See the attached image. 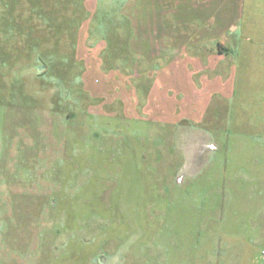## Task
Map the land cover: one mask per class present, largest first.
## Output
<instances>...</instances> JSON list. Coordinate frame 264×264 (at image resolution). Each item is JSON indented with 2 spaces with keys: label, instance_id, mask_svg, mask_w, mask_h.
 <instances>
[{
  "label": "rangeland",
  "instance_id": "rangeland-1",
  "mask_svg": "<svg viewBox=\"0 0 264 264\" xmlns=\"http://www.w3.org/2000/svg\"><path fill=\"white\" fill-rule=\"evenodd\" d=\"M111 3L0 0V264H264V0Z\"/></svg>",
  "mask_w": 264,
  "mask_h": 264
},
{
  "label": "crops",
  "instance_id": "crops-1",
  "mask_svg": "<svg viewBox=\"0 0 264 264\" xmlns=\"http://www.w3.org/2000/svg\"><path fill=\"white\" fill-rule=\"evenodd\" d=\"M191 14L188 13V18H190ZM227 28H230V30H232L234 28V30H236V25L233 23H230V24H228ZM203 33H204L203 28H200L194 32L193 31L189 32V27H188V46L190 45V42H192L195 39V36H202ZM193 51L194 50H192L191 53ZM199 52H201L200 47L197 50H195V53L188 55V66H203L204 65V63H203L204 59L200 56V54H196ZM193 64H196V65H193ZM195 71L200 72L199 69H197ZM188 111H190V109ZM190 113H191V111H190ZM211 144H215V143L211 140ZM252 178H253L255 184L258 185V187L256 188V192H259V195L264 198V173H259L257 175H254ZM258 222L259 223H257L256 225L262 226L263 228L259 231L258 230L254 231V238H256L255 239L256 241H258V243H256V244H261L264 246V217L262 219H259ZM219 242H220V245L218 246V248H219L220 252H222V254L225 258L230 259V258L235 257L233 251L236 248L238 249V251L240 250V247H237V246L239 244L243 243V240H241L240 235L233 234L231 237L223 235V237L219 240ZM251 247H252L251 245L248 246V248L246 249V254L243 255L242 257H246L247 254H249ZM263 260H264V258H263Z\"/></svg>",
  "mask_w": 264,
  "mask_h": 264
},
{
  "label": "trees",
  "instance_id": "trees-1",
  "mask_svg": "<svg viewBox=\"0 0 264 264\" xmlns=\"http://www.w3.org/2000/svg\"><path fill=\"white\" fill-rule=\"evenodd\" d=\"M120 1V4H118V2ZM124 1L127 0H112V3L110 4V6H107L106 4L100 5L97 11V14L99 16H101L103 18L102 20V26H98L102 31H105V33L107 32L106 30L110 29V27H112V29L118 28V26L112 25L109 21V19H117L120 28H124L125 33L127 31V34L131 35L132 34V30L133 28L131 27V22L128 18L127 15L122 13V3ZM37 7V6H35ZM117 17V18H115ZM129 26V28H127ZM122 39V41H121ZM129 36L127 35V38L125 39V37L122 36H114L112 38H110V40L108 41V44L110 45L112 51H120L122 52L124 45H126V41H128Z\"/></svg>",
  "mask_w": 264,
  "mask_h": 264
},
{
  "label": "built area",
  "instance_id": "built-area-1",
  "mask_svg": "<svg viewBox=\"0 0 264 264\" xmlns=\"http://www.w3.org/2000/svg\"><path fill=\"white\" fill-rule=\"evenodd\" d=\"M261 254H262L263 258H264V249L262 250Z\"/></svg>",
  "mask_w": 264,
  "mask_h": 264
}]
</instances>
